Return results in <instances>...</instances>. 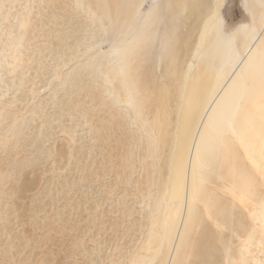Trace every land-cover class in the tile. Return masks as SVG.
Returning a JSON list of instances; mask_svg holds the SVG:
<instances>
[{
    "label": "rangeland",
    "instance_id": "374dc122",
    "mask_svg": "<svg viewBox=\"0 0 264 264\" xmlns=\"http://www.w3.org/2000/svg\"><path fill=\"white\" fill-rule=\"evenodd\" d=\"M259 6L218 2L237 60L260 34ZM178 8L0 0V264H264V160H244L247 195L216 197L222 154L204 170L208 204L195 202L178 245L160 244L185 49L198 32Z\"/></svg>",
    "mask_w": 264,
    "mask_h": 264
},
{
    "label": "bare ground",
    "instance_id": "6f19581e",
    "mask_svg": "<svg viewBox=\"0 0 264 264\" xmlns=\"http://www.w3.org/2000/svg\"><path fill=\"white\" fill-rule=\"evenodd\" d=\"M177 1L178 14L188 8L187 15L198 21L197 26L193 25L198 32L195 42L185 49L187 54L190 52V60L182 75L176 107V150L167 186L171 200L161 219L164 231L160 244L164 242L168 250L178 245L184 222L197 206L195 202L208 204L207 197H199L208 179V171L204 170L213 168L216 161L221 167L218 159L223 154L228 159L222 166L226 171L216 172L218 168L214 167L218 180L213 181L209 191L216 197L217 191L231 197L236 191L247 195L253 181L252 176L247 178L244 160L256 166L264 160V13L262 18L259 16L260 34L251 36L245 46L241 44L243 53L237 60V51L231 52L233 40L221 30L219 0L210 4L204 0ZM259 5L264 6V0H252L253 9L259 10ZM241 35L243 38L246 33ZM148 36L151 31L145 28L135 39L144 41ZM173 205L175 208H171ZM161 249L157 245L153 257Z\"/></svg>",
    "mask_w": 264,
    "mask_h": 264
}]
</instances>
